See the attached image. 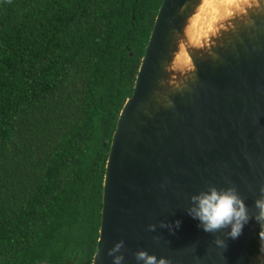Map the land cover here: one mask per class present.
<instances>
[{"label": "trees", "instance_id": "16d2710c", "mask_svg": "<svg viewBox=\"0 0 264 264\" xmlns=\"http://www.w3.org/2000/svg\"><path fill=\"white\" fill-rule=\"evenodd\" d=\"M163 2L0 0V264H93L113 138Z\"/></svg>", "mask_w": 264, "mask_h": 264}, {"label": "water", "instance_id": "95a60500", "mask_svg": "<svg viewBox=\"0 0 264 264\" xmlns=\"http://www.w3.org/2000/svg\"><path fill=\"white\" fill-rule=\"evenodd\" d=\"M201 0H164L133 96L113 138L104 184L102 226L93 264L124 242V264L135 254L169 264H249L257 238L253 218L235 240L207 233L188 214L191 197L236 187L254 217L264 188V12L205 56L182 89L164 87L176 44ZM197 54V53H196ZM180 227L174 232L165 225ZM154 225L155 231H149ZM217 239L226 248H218ZM142 264V262H140Z\"/></svg>", "mask_w": 264, "mask_h": 264}, {"label": "rangeland", "instance_id": "374dc122", "mask_svg": "<svg viewBox=\"0 0 264 264\" xmlns=\"http://www.w3.org/2000/svg\"><path fill=\"white\" fill-rule=\"evenodd\" d=\"M223 4L226 5L223 6ZM202 11L203 13L200 15ZM263 12L264 0H214L213 2L212 0H201L200 6L197 8L196 13L193 14L189 25L184 31L185 35L178 39L173 55L174 59L169 69H167L168 80L164 81V87L169 90L179 77V79L182 78L187 81L188 74L187 72L183 73L182 69L194 58L192 55H195V58L200 57V55H207L212 45H219L239 27L247 25L253 16ZM208 28H212V32L208 34L209 36L204 34L208 31ZM194 72L191 74H194ZM252 264H264V239L262 240L261 253L252 261Z\"/></svg>", "mask_w": 264, "mask_h": 264}, {"label": "clouds", "instance_id": "9594fccd", "mask_svg": "<svg viewBox=\"0 0 264 264\" xmlns=\"http://www.w3.org/2000/svg\"><path fill=\"white\" fill-rule=\"evenodd\" d=\"M192 206L188 209V214L199 221V227L207 233H216L222 229L228 230L226 235L230 239H237L241 236L245 225L253 218L260 226L259 237L264 239V188L260 189V198L255 201L258 213L253 217L247 204L241 198L236 187L218 189L209 186L206 191H201L198 195L191 197ZM170 231H175L180 227V221L175 226L165 225ZM149 231H155V226H149ZM215 244L218 248H226L224 240L217 239ZM124 242L117 243L108 255L113 257V264H124V255H117L124 249ZM137 264H169L166 258H157L149 255L146 251H139L135 254Z\"/></svg>", "mask_w": 264, "mask_h": 264}, {"label": "bare ground", "instance_id": "6f19581e", "mask_svg": "<svg viewBox=\"0 0 264 264\" xmlns=\"http://www.w3.org/2000/svg\"><path fill=\"white\" fill-rule=\"evenodd\" d=\"M214 0H212V2H213ZM225 3V2H224ZM226 3H228V2H226ZM226 5V4H225ZM224 4H223V6H225ZM242 5V4H241ZM229 6H231V5H229ZM228 7V6H227ZM230 9V8H229ZM202 13H203V11L201 12V14L200 15H202ZM201 17V16H200ZM192 18V17H191ZM194 18V17H193ZM191 20V19H190ZM190 20L188 21V23H187V25H186V28H187V26L189 25V22H190ZM207 20V19H206ZM208 21V20H207ZM217 22V21H216ZM233 22V21H232ZM210 24H212V23H210ZM192 26V25H191ZM209 26V25H208ZM186 28H185V30H186ZM205 28V27H204ZM206 30H207V28H206ZM215 31V30H214ZM212 32V28H208V31L206 32V33H204L205 35H208L209 33H211ZM209 36V35H208ZM207 37V36H206ZM201 39H202V35H201ZM209 41V40H208ZM194 44V43H193ZM208 45V44H207ZM206 45V46H207ZM211 45V44H210ZM197 47H198V45H196ZM213 46V45H212ZM205 47V46H204ZM202 50V49H201ZM191 56V55H190ZM190 58V57H189ZM186 61V60H185ZM194 61H193V59L189 62V64L187 63V66L185 67V68H183L182 69V71H183V73L184 72H187V74H188V79H187V81H189V80H192L194 77H195V75H196V68L194 67ZM169 67H170V65H169ZM169 67H168V69H169ZM195 68V69H194ZM177 71H179V70H177ZM176 71V72H177ZM195 71V72H194ZM192 72H194V74H191ZM178 73H180V72H178ZM169 76H170V74H168ZM175 76H176V74H175ZM179 76V75H178ZM181 77H183L182 75H181ZM184 77H186V76H184ZM180 78V77H179ZM177 79L176 80V82L174 83V86L173 87H171L169 90L170 91H177V90H180V89H182L183 88V86L187 83V81H185L184 79ZM168 80V79H167ZM170 81V80H169Z\"/></svg>", "mask_w": 264, "mask_h": 264}]
</instances>
